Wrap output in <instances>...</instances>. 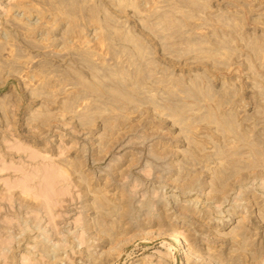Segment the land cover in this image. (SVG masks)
<instances>
[{"label": "rangeland", "instance_id": "obj_1", "mask_svg": "<svg viewBox=\"0 0 264 264\" xmlns=\"http://www.w3.org/2000/svg\"><path fill=\"white\" fill-rule=\"evenodd\" d=\"M0 264H264V0H0Z\"/></svg>", "mask_w": 264, "mask_h": 264}, {"label": "bare ground", "instance_id": "obj_2", "mask_svg": "<svg viewBox=\"0 0 264 264\" xmlns=\"http://www.w3.org/2000/svg\"><path fill=\"white\" fill-rule=\"evenodd\" d=\"M167 240L169 241V244L171 245V247L172 246H174V244H181V241H180V239H179V237H178V235H176V233L175 232H172V233H170L167 237ZM167 244V243H166ZM168 245V244H167ZM182 245V244H181ZM184 246V245H183ZM182 247V246H181ZM186 248V247H185ZM184 248V249H185Z\"/></svg>", "mask_w": 264, "mask_h": 264}]
</instances>
